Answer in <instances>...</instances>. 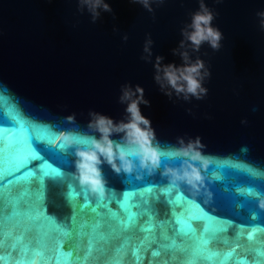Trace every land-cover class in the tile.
<instances>
[{
    "label": "water",
    "instance_id": "obj_1",
    "mask_svg": "<svg viewBox=\"0 0 264 264\" xmlns=\"http://www.w3.org/2000/svg\"><path fill=\"white\" fill-rule=\"evenodd\" d=\"M106 2L112 12H102L93 23L87 11H78L77 0H0V134L11 141L19 127L25 129L21 138L29 133L43 138L51 130L99 138L87 128L89 111L123 119L121 86L139 85L150 101L140 111L155 131L161 167L151 176H129L103 164L106 195L100 200L72 175L75 148L62 151L33 139L38 159L20 171L8 165L0 175L5 251L12 243L31 264H57L56 246L62 243L71 260L61 264H202L210 253L198 249L195 240L177 239L172 231L175 209L183 203L217 234L210 246L215 255L207 264H224V253L231 251L228 264L251 258L260 237L252 243L246 238L264 229V210L256 198L236 189L251 186L264 195V30L256 15L264 12V0H205L217 14L212 26L223 39L218 51L204 43L192 54L211 75L203 84L207 95L189 102L175 96L170 100L160 91L153 63L156 56L164 57L165 64L182 63L172 50L190 14L198 10V0H165L152 5L153 13L130 0ZM148 35L154 42L152 63L141 59ZM72 114L75 123L65 119ZM178 137H200L204 154L215 157L205 175L211 179L216 172L222 179L206 180L198 193L183 184L169 186L161 173L181 163L168 156ZM129 208L134 217L130 224ZM197 227L202 230V224ZM89 244L92 251L85 255Z\"/></svg>",
    "mask_w": 264,
    "mask_h": 264
},
{
    "label": "clouds",
    "instance_id": "obj_2",
    "mask_svg": "<svg viewBox=\"0 0 264 264\" xmlns=\"http://www.w3.org/2000/svg\"><path fill=\"white\" fill-rule=\"evenodd\" d=\"M133 4H140L146 11L153 13V4L162 5L165 0H130ZM199 8L190 14V22L181 30V40L178 47L172 50L174 56H179L182 63L165 64L164 57L156 56L153 63L154 81L160 91L170 100L173 96L189 102L191 98L203 99L208 89L203 86L206 79L210 78V71L203 60L197 57L192 59V54L198 53L201 46L207 43L211 49L218 51L221 47L222 33L212 26V21L217 15L210 9L205 0H198ZM78 11H87L95 23L100 19L102 12L111 13L112 9L106 0H77ZM259 25L264 30V12H258ZM115 31V29H114ZM126 42L128 36L124 35ZM153 40L150 35L145 39L143 46L144 55L141 59L152 63ZM119 103L125 105L123 119L115 121L112 118L95 111H89L90 117L87 128L96 135H82L74 131H61L52 134L56 137L52 147L58 150L75 148V169L72 174L78 180L81 188L100 200L106 195V181L103 178L101 166L107 164L116 173L133 175L134 173H147L149 176L161 167V152L156 141L155 131L151 121L145 118L140 111V105L150 107V101L144 98V89L139 85L134 88L131 84L121 86ZM190 111V110H189ZM69 123H75V114L65 118ZM246 124V120L241 121ZM119 136V140L112 139ZM83 144V146H81ZM205 145L201 138H177V145L168 149V156L173 160H180L179 167L167 166L161 173L169 180V186L187 185L194 192H200L206 186V180L211 183L219 181L222 177L213 172L209 179L205 173L212 165L215 157L204 154ZM243 151H247L245 148ZM137 179L142 176L137 175ZM237 193L256 198L258 207L264 210V195L255 188L238 187ZM239 205L238 207H242ZM255 216V214H253Z\"/></svg>",
    "mask_w": 264,
    "mask_h": 264
},
{
    "label": "snow or ice",
    "instance_id": "obj_3",
    "mask_svg": "<svg viewBox=\"0 0 264 264\" xmlns=\"http://www.w3.org/2000/svg\"><path fill=\"white\" fill-rule=\"evenodd\" d=\"M24 131L25 129L18 127V130L11 141L7 139V136L5 134H0V175L3 174L4 168L8 165H13L15 167V170L20 171L27 167L29 161L38 159L36 154L37 151L32 147L33 139L46 141L51 146L56 139L52 132H49L48 135L44 136L43 138L31 133H29L28 137L21 138L20 134ZM29 139L31 143H29ZM41 164H43V162H41ZM41 172L42 175L46 177L52 175V173L48 171ZM28 175L31 174L28 173ZM55 175L58 176L59 173L57 172L55 173ZM22 177L24 179L27 178L26 176H24L23 172ZM24 187L25 184L22 183L20 185V190L23 191ZM175 210L177 216L172 217V223L174 225L172 231L176 233L177 239L187 237L191 240H195L198 249L209 252L210 255L204 256L202 258V264H207V261L211 259L212 255H215L210 247L217 239V234L212 231V225L203 223L202 221L205 218L201 217L200 215H196L195 217H193L192 209L190 207H187L183 203L178 205ZM125 211L128 214V222L130 224L131 219L134 218L132 215V210L129 208L125 209ZM146 219L147 217H144L142 218V221ZM194 219L196 221L195 228L193 227ZM198 224H202V230L198 229ZM148 231H151V229L149 228ZM53 235H55V232H53ZM257 235H259L260 237V243L252 249V252L250 253L251 258L240 257L235 261V264H264V229H262L259 233H249L246 239L248 243H252L254 242V238ZM236 246H240L239 241L237 242ZM7 247L8 251L6 252L3 242V235L2 233H0V264H31V262L27 260L24 250L19 246H14L12 243H9ZM172 247H175L174 243L172 244ZM165 250H168L167 245L165 246ZM56 251L57 256L55 259L57 261V264H61V261L71 260L70 253L63 250L62 243H57ZM91 251L92 246L91 244H89V247L85 250V255L91 253ZM153 255L158 256L160 255V253L155 252L153 253ZM233 255L234 251L224 253V264H228V262L232 260ZM163 264H168V261H164ZM187 264H193V262L191 260H188Z\"/></svg>",
    "mask_w": 264,
    "mask_h": 264
}]
</instances>
